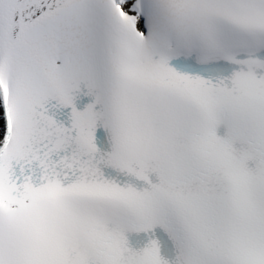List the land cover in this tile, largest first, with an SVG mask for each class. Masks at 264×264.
I'll list each match as a JSON object with an SVG mask.
<instances>
[{"label": "snow or ice", "instance_id": "snow-or-ice-1", "mask_svg": "<svg viewBox=\"0 0 264 264\" xmlns=\"http://www.w3.org/2000/svg\"><path fill=\"white\" fill-rule=\"evenodd\" d=\"M0 264H264V0H0Z\"/></svg>", "mask_w": 264, "mask_h": 264}]
</instances>
